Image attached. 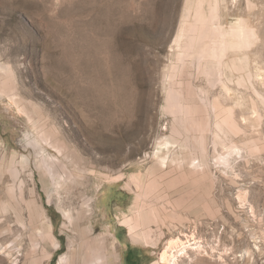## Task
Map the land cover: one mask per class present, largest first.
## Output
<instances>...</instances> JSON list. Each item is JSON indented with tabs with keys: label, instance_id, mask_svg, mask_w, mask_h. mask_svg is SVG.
I'll return each mask as SVG.
<instances>
[{
	"label": "rangeland",
	"instance_id": "1",
	"mask_svg": "<svg viewBox=\"0 0 264 264\" xmlns=\"http://www.w3.org/2000/svg\"><path fill=\"white\" fill-rule=\"evenodd\" d=\"M196 2L0 0V264H157L186 233L219 249L181 264H264V0H205L227 28L256 33L247 65L229 55L227 100L192 57L174 75L172 44ZM181 86L187 123L168 98ZM201 135L209 164L191 168ZM140 207L157 213L132 233Z\"/></svg>",
	"mask_w": 264,
	"mask_h": 264
},
{
	"label": "bare ground",
	"instance_id": "2",
	"mask_svg": "<svg viewBox=\"0 0 264 264\" xmlns=\"http://www.w3.org/2000/svg\"><path fill=\"white\" fill-rule=\"evenodd\" d=\"M192 12H194L193 18H192ZM210 22L213 24V27H211V25L209 24ZM215 32H218L219 39L218 40L214 39V41H211V39L215 35H217V33ZM255 35H256L255 30H253L251 27H249L241 20L237 21L235 24L233 23L230 29L227 28L225 25H223L220 16V8L218 4L213 5L208 13L207 7L205 5V0H197L196 3H188L187 6L185 7L180 29L172 44V50H177L176 57L178 59V63L173 66L174 75L176 76L177 72L179 71H184L185 68L187 67L186 59L188 57L189 58L192 57V60L189 62L191 66L190 68L194 67L196 71H198L199 73H203L207 77V80L210 83V85H212L213 87L218 83H222L225 90L224 91L225 99L227 100L228 95L230 94L229 82L231 81V71L233 70L232 62L229 59V55L232 52L234 53L238 52L241 56V60L244 62L245 65H247L248 58L245 54V50L251 46L253 39L255 38ZM0 69L2 71L7 70L6 66L4 65V62L2 63L0 61ZM191 83H193V81ZM183 92H184V87L182 86L171 88L169 90L168 98L171 101L172 106L174 107L172 112L175 113V115H177L178 117H180L182 121L187 123L189 119L187 117L186 118L184 117V115H186L185 104L187 102L185 103L183 100L184 97ZM8 95L13 100H15V102L23 101L22 97L19 95V93H17L16 90H11L8 93ZM214 106L216 109L217 107L216 104H214ZM228 110H229L228 108L223 109V111L220 110L221 112L219 111L220 112L219 114L215 112L218 114V116L221 115L220 116L221 118L219 117L221 121L219 122L217 121V124L221 130H224L227 126H229L231 119ZM187 127L192 128L193 125L189 123L185 126V128ZM210 128H212L211 125ZM172 130L177 135V137L183 134L182 129H180L179 126L177 125H174ZM193 140L195 141L194 138ZM205 141H206L205 135L203 136L201 135L198 143L202 149L203 158L201 156V159H203L204 162L202 160L201 161L203 163L197 162V158L190 159L189 166L191 168L192 166L197 169L200 167L205 168L204 167L205 165L208 166L209 164V162L207 164L208 153H206ZM164 144L166 143L165 142L162 143V146L160 147V151H162V149L165 147L163 146ZM166 145H169V143H167ZM232 152L233 151H229L228 155H230ZM228 155L220 157V160L225 164H228L230 162V157ZM158 158L161 159L163 162H165L166 157L160 155ZM139 213H141L139 219H133L129 217L126 218L125 220L126 225L129 227L132 233L137 232L142 227H146L151 222L152 219L150 220L143 218L144 213L145 214L150 213V215L152 216L157 213V208L149 207L147 210H145V208H142ZM66 215H68V217L71 218L70 213L67 212ZM186 235H187L186 237L187 239L182 238L180 235L178 237L172 238L168 242L166 248L159 254V259L157 264H181V262H185L188 259L192 260L194 259V257L199 258L200 260H204L206 259L204 254L200 256L198 255L204 251L211 253L210 252L211 250H213V252H216V250L218 251L219 249V247L210 245L211 250L209 251L207 247L208 242L205 241V239H201V237H198L196 233H192V234L186 233ZM138 239L144 240L146 242L147 239L146 232L144 233V235L139 236ZM192 240L194 241L192 242ZM190 250L194 251L195 256H193L190 253ZM61 260L63 261V264H67L66 256H63ZM100 261H101V256L98 255L95 259V264H98Z\"/></svg>",
	"mask_w": 264,
	"mask_h": 264
},
{
	"label": "crops",
	"instance_id": "3",
	"mask_svg": "<svg viewBox=\"0 0 264 264\" xmlns=\"http://www.w3.org/2000/svg\"><path fill=\"white\" fill-rule=\"evenodd\" d=\"M151 262H153V261H151ZM151 262H149L148 264H150Z\"/></svg>",
	"mask_w": 264,
	"mask_h": 264
}]
</instances>
